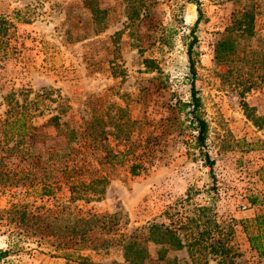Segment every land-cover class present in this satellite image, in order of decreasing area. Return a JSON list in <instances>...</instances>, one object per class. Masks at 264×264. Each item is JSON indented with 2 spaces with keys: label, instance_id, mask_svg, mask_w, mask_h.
<instances>
[{
  "label": "rangeland",
  "instance_id": "rangeland-1",
  "mask_svg": "<svg viewBox=\"0 0 264 264\" xmlns=\"http://www.w3.org/2000/svg\"><path fill=\"white\" fill-rule=\"evenodd\" d=\"M200 8L0 0V264H132L130 241L146 247L145 264H264V0ZM228 33L237 53L220 63ZM192 62L203 146L188 106ZM22 113L20 130L44 136L29 142L36 166L11 150ZM72 130L83 136L68 148ZM48 146L62 157L45 158ZM70 174L99 182L71 201ZM93 216L90 246L68 245L76 218Z\"/></svg>",
  "mask_w": 264,
  "mask_h": 264
},
{
  "label": "trees",
  "instance_id": "trees-1",
  "mask_svg": "<svg viewBox=\"0 0 264 264\" xmlns=\"http://www.w3.org/2000/svg\"><path fill=\"white\" fill-rule=\"evenodd\" d=\"M197 5H198V9L201 12V8H200V0H193ZM94 13L96 12H102L100 11V9H97L95 7L92 8ZM243 21L242 20H238L236 21V25L238 24V28H240V30L242 32H245V30L243 29ZM196 41V38L194 39L193 43L190 45L189 47V54L192 51V47L194 42ZM237 53V42L234 39L233 35L231 33H228L227 35L223 36L222 38H220L218 40V42L215 45V57L216 60L219 61L220 63H228L230 60H233L232 58L235 56V54ZM191 55V54H190ZM191 72H192V81H191V103L190 105H188L189 107H191V111L190 113L192 114L194 120L196 121L197 124V130H198V137H197V141L199 143V145L203 146L205 144L206 138H207V134H208V123L207 121H205V119H203L202 117V113H201V99L198 96V92L196 89V85H195V76H196V70H195V65L194 62L191 63ZM188 104V103H186ZM28 115L26 114H21L20 118L17 119L16 122H14V125L18 128L17 133L12 137L15 140V145L12 147L11 150H18V152L21 154V156L27 160L30 164H32L33 166H36V162H34V144L33 143H29L30 140L32 139H42L44 138L43 135L37 134L34 130L35 128L33 126L29 127V128H23V130H20V127L25 126V120L27 118ZM57 119V117L54 118V120ZM59 128V127H58ZM61 131V130H60ZM70 134H66L65 137H68L67 140V146L69 148V145H71L73 140H79V138H81L83 136V133H79L77 130H72L71 132H69ZM5 137L7 136V132L4 134ZM47 138V137H46ZM17 148V149H16ZM64 150H60L57 146L53 147V146H48L46 148L43 149L42 151V155H45V158L51 159L54 158L56 156H61L59 155V152H63ZM66 151V150H65ZM79 153H82L80 151H78ZM70 154V153H69ZM66 156L68 155V153L65 154ZM64 156V154H63ZM69 156V155H68ZM62 157V156H61ZM41 158V155L37 156V159ZM209 160V159H208ZM34 162V163H33ZM212 164V162L210 161V165ZM75 177L73 175L70 174V177H67V184L69 185L70 188V193H71V201H75L76 197H75V192H77V190H81L82 192L88 194V191H86L88 188H92L96 185L97 182H99L97 178H92L89 179V181H74ZM80 199L82 198H87V197H79ZM89 200V199H87ZM75 223V226L72 228L71 230V236L68 239V245H70L72 248L77 247H87L90 246L89 242H90V236H89V232L92 230V227L89 225V221L96 219L94 216L92 219H81L82 221H84V225L80 224V220ZM256 222L258 224H260L261 219L260 217L256 218ZM162 226H154L152 229L155 231L157 230L158 232L161 233V229ZM169 234L171 233L173 238H174V242L173 243L175 246L177 247H190V245H184L182 243V240L176 236L175 233H172L170 231H167ZM166 234V233H165ZM51 235V234H50ZM164 235V232H163ZM260 240V236L259 235H250L249 237V241L251 244L252 249L258 251V252H262V246L260 244H258V241ZM163 239H156L155 242L156 243H163ZM132 247V255H134L132 257V264H145V260L146 258L149 256V253L146 249V247L141 244L138 241H130L127 243V245L125 246V248H131ZM59 250V247H57ZM216 252V251H215ZM7 252L4 251L0 254V260L3 259L4 257L7 256ZM75 262V264H90L86 259L81 258L79 261H72ZM198 264V263H196ZM204 264H209L208 262H205ZM218 264H222V261L220 260ZM229 264H235V262H230Z\"/></svg>",
  "mask_w": 264,
  "mask_h": 264
}]
</instances>
